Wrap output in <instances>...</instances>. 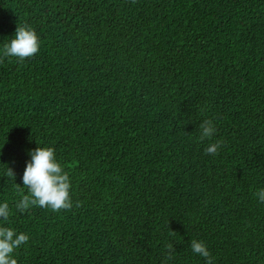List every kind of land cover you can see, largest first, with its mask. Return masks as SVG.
<instances>
[{
  "label": "trees",
  "instance_id": "1",
  "mask_svg": "<svg viewBox=\"0 0 264 264\" xmlns=\"http://www.w3.org/2000/svg\"><path fill=\"white\" fill-rule=\"evenodd\" d=\"M18 25L32 57L2 55ZM38 146L70 208L16 207ZM261 188L264 0H0V224L30 237L18 264H205L192 239L213 264H264Z\"/></svg>",
  "mask_w": 264,
  "mask_h": 264
},
{
  "label": "clouds",
  "instance_id": "2",
  "mask_svg": "<svg viewBox=\"0 0 264 264\" xmlns=\"http://www.w3.org/2000/svg\"><path fill=\"white\" fill-rule=\"evenodd\" d=\"M39 48V36L35 29L27 25H18L10 41L4 44L2 55L24 59L35 55ZM199 128L201 139L211 138L216 132L212 120L202 121ZM219 147L220 142L211 143L205 151L215 154ZM28 155L30 159L26 161L21 180L30 194L23 195L16 203V207L21 211L34 205L50 207L53 211L70 208L72 206L70 177L57 160L55 150L51 147L38 146L29 150ZM9 174L16 176L11 167H9ZM255 195L260 202H264V188L259 189ZM10 214L9 203L0 201V219L6 221ZM29 238V235L24 232H18L13 227L0 224V264H18L14 252ZM190 246L194 253L205 259V264H213L214 257L202 240L192 239ZM169 249L168 258L170 259L171 246Z\"/></svg>",
  "mask_w": 264,
  "mask_h": 264
}]
</instances>
